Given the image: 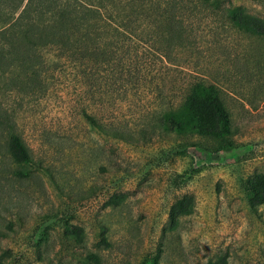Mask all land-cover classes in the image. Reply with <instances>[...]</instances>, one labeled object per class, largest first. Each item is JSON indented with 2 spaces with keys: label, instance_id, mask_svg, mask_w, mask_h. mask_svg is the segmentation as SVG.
Wrapping results in <instances>:
<instances>
[{
  "label": "rangeland",
  "instance_id": "rangeland-1",
  "mask_svg": "<svg viewBox=\"0 0 264 264\" xmlns=\"http://www.w3.org/2000/svg\"><path fill=\"white\" fill-rule=\"evenodd\" d=\"M184 3L175 15L186 46L122 37L129 51L72 56L41 89L0 79V102L35 161L29 177L0 176V264H84L90 253L101 264H264V204L252 207L246 192L264 175V36L234 26L227 10L264 20V0ZM199 83L230 113L224 139L162 125ZM7 152L0 132V170Z\"/></svg>",
  "mask_w": 264,
  "mask_h": 264
},
{
  "label": "trees",
  "instance_id": "trees-1",
  "mask_svg": "<svg viewBox=\"0 0 264 264\" xmlns=\"http://www.w3.org/2000/svg\"><path fill=\"white\" fill-rule=\"evenodd\" d=\"M184 1L0 0V79H5L12 89L24 93L33 88L41 89L50 81L51 72L60 70L72 56L105 62L114 60L118 53L129 51L130 45L125 42L120 46V41L124 40L122 37H138L142 42L148 37L170 49L174 45L186 46L185 24L175 15L177 9L186 8ZM197 1L219 5V0ZM227 10L234 26L252 35L264 36L263 19L246 15L238 17L236 5ZM100 28H108L109 33H99ZM121 28L124 30L120 31ZM103 35L110 36L111 43H107ZM101 40L106 44L103 49ZM49 47H59L60 51L50 52ZM83 115L94 129L108 132L88 110L83 109ZM14 122L0 102V132L8 138V163L0 170V176L26 178L35 168V161L30 148L15 130ZM162 125L167 131L220 139L232 133L230 113L218 89L201 83L192 88L180 107L171 108L162 115ZM110 131L114 137L124 140L123 132ZM246 192L252 207L264 204V175L249 180ZM9 228L13 230L11 225ZM70 233L79 235V240L85 236L81 228ZM83 262L101 264V258L90 253Z\"/></svg>",
  "mask_w": 264,
  "mask_h": 264
}]
</instances>
